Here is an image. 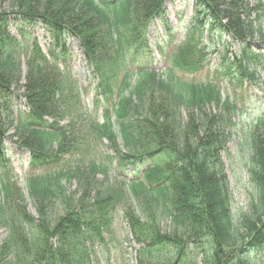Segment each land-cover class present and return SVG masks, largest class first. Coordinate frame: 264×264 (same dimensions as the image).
I'll use <instances>...</instances> for the list:
<instances>
[{
    "label": "trees",
    "instance_id": "trees-1",
    "mask_svg": "<svg viewBox=\"0 0 264 264\" xmlns=\"http://www.w3.org/2000/svg\"><path fill=\"white\" fill-rule=\"evenodd\" d=\"M8 1L12 11L0 13V116L5 100L1 96L6 92L11 95L12 86L21 82L17 61L9 50L7 31L12 18L31 27L42 25L54 47L62 52L69 40L78 41L84 62L92 68L108 101L110 84L118 85L117 99L93 131L97 139H105L116 149L120 139L128 151L120 154L122 161L133 168L137 164L143 167V178L150 187L137 180L121 184H126L132 200L150 211L151 220L146 223L150 225L144 234L147 240L143 241L148 243L146 248L174 247L178 252L175 264H185L187 245L176 233L173 237L162 233L155 217L159 212L176 230L191 231L198 237L193 242L205 254V264H253L249 254L264 248V134L256 139L254 132L249 137L255 152L250 171L258 200L250 215L236 219L220 160L227 123L230 117L235 119V104L212 83L189 82L174 73V68L192 70L189 62L201 51L200 44H195L199 40L192 37L182 43L178 54L171 57L174 68L166 73L140 62L150 54L143 37L149 24L163 15L168 0ZM194 4L200 17L194 29L209 23L212 33L241 46L243 57L236 55L229 68L244 62L253 79L250 70L262 65L260 54L251 45L256 37L264 39V0H194ZM51 58L56 61L57 57L52 53ZM46 62L39 51L36 58L29 59L21 95L25 110L10 118L9 126L0 118V161L5 127L13 130L18 149L30 152L33 170L51 165V159L56 165L70 152L67 145L76 121L66 127L59 125L74 108L65 105L61 72ZM136 63L141 66L136 67ZM112 64L114 71L110 73ZM232 75L234 72L227 74ZM160 100V105L153 104ZM210 107L222 112L209 116ZM258 128L264 133V117ZM98 175L108 179L109 174L92 161L26 179V195L42 213L36 221L25 212L23 196L13 200L11 182L0 173V230L9 229V237L0 245V264H18L21 255L28 264H92L91 248L96 241L103 242L117 205L112 196L102 198L96 193L93 184ZM173 180L176 196L169 184ZM73 181L83 195L52 224L48 204L65 198L67 185ZM126 214L133 225L141 227L131 206Z\"/></svg>",
    "mask_w": 264,
    "mask_h": 264
},
{
    "label": "rangeland",
    "instance_id": "rangeland-1",
    "mask_svg": "<svg viewBox=\"0 0 264 264\" xmlns=\"http://www.w3.org/2000/svg\"><path fill=\"white\" fill-rule=\"evenodd\" d=\"M11 3L8 0H0V13L11 12ZM200 17L196 15L194 0H168L164 5V13L161 17L155 18L147 30L146 43L150 49V54L140 62L144 67H148L157 72L166 73L174 68L171 57L178 54L179 46L186 40L193 37L199 41L200 53L192 56L189 62L192 70L185 72L174 68V73L183 80L198 83H212L221 88L223 97H230L236 107V115L230 117L225 131V139L222 144L220 160L223 171L227 179V187L231 196V211L236 219L248 216L252 212L255 201L258 200V189L252 179L251 168L254 167V150L249 137L256 132V139L263 136V128H258L259 121L264 117V39L256 37L252 41V49L261 56L260 63L253 70V79L250 78L249 69L244 62H238L231 70L230 65L235 62L236 55L243 57L241 46L233 43L231 38H220L219 35L211 32L209 23L198 26ZM8 35L11 38L9 50L16 59L18 71L21 72V82L11 88V95L4 93L5 98L1 105V116L4 123H8L10 118H16L25 110L22 87L25 84V75L29 59L36 58L38 51L46 57V64L56 67L62 74L65 105L74 108L67 112L60 122V127L74 124V133L68 140L69 154L57 162L51 159V165H40L33 170L31 165L33 160L28 150L18 149L17 139L13 136V130L5 127L4 154L0 161V173L2 177L10 180V188L13 200L23 196L26 200L25 212L36 221L41 217V210L35 201L26 195L24 186L25 180L33 176H43L46 172H56L64 168H73L77 165H87L92 161L98 162L108 171V179L98 175L93 184L99 197L112 196L117 202L116 210L112 214V219L107 225L103 242L96 241L92 249V264H175L178 252L174 247H162L151 250L146 248V224L150 217V211L139 201L132 200L126 184L131 181H141L150 187L143 178V167L137 164L135 168L127 165L121 159V153L128 151L123 146L120 139L117 140L119 149L113 147L105 139H97L93 131L97 125L103 123L106 108L110 107L117 99L118 85L111 83V101H108L101 94L103 88L99 87L98 79L91 67L84 59L76 40H69L66 43L65 52L54 47L51 36L42 25L31 27L29 24L17 22L14 18L8 23ZM264 37V22L262 24ZM194 33V34H193ZM1 37V35H0ZM1 40V38H0ZM2 40L4 37L2 36ZM148 49V50H149ZM56 55V61L51 58V54ZM239 58V57H238ZM240 59V58H239ZM136 67L141 66L136 63ZM241 68V70L239 69ZM247 70L246 73H243ZM110 73L114 71V66L109 65ZM232 76H227L228 73ZM119 74L120 71H119ZM112 76V75H110ZM119 76V81H120ZM21 86V88H17ZM9 96V97H8ZM62 96V94H61ZM159 96V95H158ZM158 96L154 97L155 100ZM109 98V96H108ZM160 101L154 105H160ZM222 109L210 107L207 114L218 115ZM188 114H185L186 122ZM197 123V122H196ZM199 125V122L197 123ZM58 147L55 148L57 150ZM117 150L120 152L117 154ZM45 167V169H44ZM172 194L177 195L173 187ZM121 183H126L125 186ZM122 185V186H121ZM65 198L57 199L49 203L48 220L55 224L58 217L63 216L70 205L83 195L79 190L76 181L67 185ZM89 200V198H88ZM132 207L134 216L140 219L141 227L133 225L126 211ZM44 211V213H46ZM11 217H17L11 213ZM159 222L160 229L165 235L171 237L176 233L181 236L186 243L185 264H205V254L194 245V240L198 238L193 232L184 233L182 229L176 230L174 224L163 217L159 212L155 214ZM143 226V227H142ZM200 234H198L199 236ZM9 237V229L0 230V245ZM139 241V242H138ZM248 259L253 264H264V248L249 254ZM18 264H28L24 255L17 260ZM183 264V261L180 263Z\"/></svg>",
    "mask_w": 264,
    "mask_h": 264
}]
</instances>
